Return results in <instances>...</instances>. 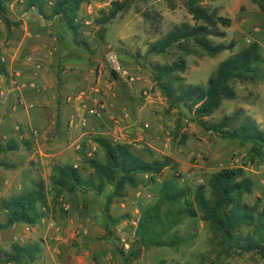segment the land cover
Wrapping results in <instances>:
<instances>
[{
    "label": "rangeland",
    "instance_id": "374dc122",
    "mask_svg": "<svg viewBox=\"0 0 264 264\" xmlns=\"http://www.w3.org/2000/svg\"><path fill=\"white\" fill-rule=\"evenodd\" d=\"M57 1L44 0L39 10L29 7L31 0H4L11 23L0 16V145L14 140L19 148L0 156L8 165L0 167V223L5 221L1 201L42 180L54 211L49 216L59 220L62 211H74L78 220L68 241L65 236L47 239L50 263L57 260L55 249L63 243L59 247L62 264H75V255L83 257L78 264H125L121 251L127 253L131 248L141 209L156 203L165 181L196 188L207 185L222 169L242 167L255 183L245 201L264 207V160L253 158L250 146L203 130L182 104L173 106L156 70L184 59L187 68L179 74L184 82L205 86L220 63L251 43L258 42L264 56V13L256 4L251 0H203L205 8L231 22L230 26L219 25L223 37L211 39L232 48L210 57L199 49L193 54L179 47L161 55L149 52L175 27L198 24L182 0H130L129 10L106 23H99L102 11L108 12L115 0H84L78 12V37L61 17L51 18ZM113 55L122 65L119 73L110 60ZM235 87L236 99L225 100L213 120L242 112L264 130V80ZM101 105L102 116H94L91 111ZM99 136L131 145L147 161L169 162L155 182L150 176L138 175L137 187H128L123 197L114 199L110 215L119 223L109 221L103 212L112 186L106 185L103 194L93 189L65 191L59 198L52 188L53 177L65 165L77 167L84 179L99 185L88 163L92 159L105 162L95 141ZM84 229L90 234L87 245H95L86 252L101 256L100 250L103 260L80 253ZM178 235L182 239L178 247L144 251L132 264H210L215 260L208 224L187 219ZM224 264H264V259L248 253L232 256Z\"/></svg>",
    "mask_w": 264,
    "mask_h": 264
},
{
    "label": "trees",
    "instance_id": "16d2710c",
    "mask_svg": "<svg viewBox=\"0 0 264 264\" xmlns=\"http://www.w3.org/2000/svg\"><path fill=\"white\" fill-rule=\"evenodd\" d=\"M194 20V26L183 24L175 27L162 39L155 42L150 53L161 55L173 47H179L187 53L202 50L210 57H216L232 47L214 44L212 37H223L219 25L230 26L229 19L218 16L202 5L203 0H182ZM84 0H58L51 11V18L61 17L69 31L78 37L81 25L78 12ZM264 13V0H251ZM44 0H31L30 8L42 10ZM131 8L130 0H115L108 12L102 11L99 23H106ZM0 16L9 25L10 19L4 0H0ZM195 48L190 50L188 48ZM184 59L172 65L157 67L158 79L163 82L172 105L182 104L194 115V121L206 132L217 137L237 141L241 146H250L253 158L264 160V130L250 116L242 112L234 116H225L219 121L213 120L214 114L225 100H235L237 83H259L264 80V56L258 42H253L238 53L219 64L216 72L205 86L188 85L179 75L186 71ZM3 74L7 71L3 68ZM115 78L118 77L113 72ZM105 154V162L97 159L88 161L99 178V185L94 186L84 179L77 167L65 165L58 169L52 179V188L57 197L67 191L76 193L89 192L103 194L106 185L113 191L107 195L104 206L106 218L119 223L110 215L115 198L124 196L128 187L139 184L138 175L150 176L152 182L169 166L168 161H147L133 152L131 145L114 143L106 137L95 139ZM18 143L11 140L8 145H0V156L9 151L18 150ZM0 167H7L0 158ZM254 181L242 167L222 169L212 175L207 185L196 188L181 187L175 180L165 181L160 189L158 200L141 209L134 241L130 250L121 251L125 264L138 260L144 251L153 248H176L182 244L178 228L187 219H199L210 227L213 237L210 242L216 254L210 264H224L232 256L256 253L264 259V207L259 202L248 204L245 199L252 195ZM5 221L0 223V231L16 224L35 226L51 211L49 192L44 181L35 182L34 187L24 190L17 196L1 201ZM62 213H67L62 211ZM42 249L39 243H13L10 251L0 249V264H22L37 262Z\"/></svg>",
    "mask_w": 264,
    "mask_h": 264
},
{
    "label": "crops",
    "instance_id": "0c3cea01",
    "mask_svg": "<svg viewBox=\"0 0 264 264\" xmlns=\"http://www.w3.org/2000/svg\"><path fill=\"white\" fill-rule=\"evenodd\" d=\"M76 166V165H75ZM54 212V211H53ZM52 212V213H53ZM74 211H69L67 213H63V217H60L59 220H56V218H53L52 216H47L44 218L39 224L35 226H27L24 224H16L10 229L2 230L0 231V249H4L7 251H10L9 246H11L13 243H19L21 245L27 244V243H39L42 249V252L44 253V257L42 256L39 258L37 262H24L22 264H52L50 263V243H48V238H56L60 239L62 236L67 238V241L70 236L72 235V229L73 226L76 225V222H78L77 218L74 217ZM60 221V223L58 222ZM67 226V228H65ZM85 237H81V240L79 239V251L83 254H88L90 257L96 256V259L98 261L103 260L105 258L104 252H101L99 249H97L98 252L101 253V256L95 255V252H86L88 249H95V245H90V247L87 245V243H90V234L89 229H84ZM74 238H76L74 236ZM65 239V238H64ZM85 239V240H84ZM63 243H60L58 246V249H55V257H57V260H53V264H62L60 260V255L62 256V249H59V247ZM49 256V257H48ZM66 256V255H65ZM82 256H74L75 264H78L82 260Z\"/></svg>",
    "mask_w": 264,
    "mask_h": 264
},
{
    "label": "built area",
    "instance_id": "2783aa9c",
    "mask_svg": "<svg viewBox=\"0 0 264 264\" xmlns=\"http://www.w3.org/2000/svg\"><path fill=\"white\" fill-rule=\"evenodd\" d=\"M110 60H111V62L114 65V70H116V72H118V73L121 72L122 71V65L120 64L117 56H114V55L111 56ZM103 108L104 107L101 105V106H99V108L93 109L91 112H92V114L94 116L101 117L102 113H103ZM82 124H86V121L85 122L83 121ZM77 149H80V145L79 144L77 145Z\"/></svg>",
    "mask_w": 264,
    "mask_h": 264
}]
</instances>
